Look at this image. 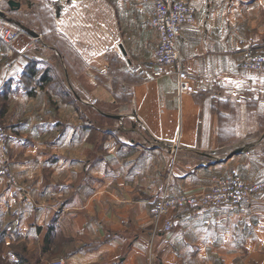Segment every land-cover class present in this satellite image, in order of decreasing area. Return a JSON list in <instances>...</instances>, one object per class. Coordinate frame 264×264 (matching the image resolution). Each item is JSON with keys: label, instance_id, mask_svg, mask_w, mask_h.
Segmentation results:
<instances>
[{"label": "crops", "instance_id": "1", "mask_svg": "<svg viewBox=\"0 0 264 264\" xmlns=\"http://www.w3.org/2000/svg\"><path fill=\"white\" fill-rule=\"evenodd\" d=\"M182 1L197 20L180 31L181 68L191 77L181 94L176 66L145 80L115 49L130 64L153 59L151 2L29 0L16 8L38 38L21 29L10 68L0 62L6 157L18 182L0 181V209H18L19 228L36 237L51 228L49 258L264 264V189L249 205L171 211L154 231L149 208L163 194H196L214 176L264 180V73L239 68L245 49L264 48V0ZM57 242L68 245L54 251Z\"/></svg>", "mask_w": 264, "mask_h": 264}, {"label": "built area", "instance_id": "2", "mask_svg": "<svg viewBox=\"0 0 264 264\" xmlns=\"http://www.w3.org/2000/svg\"><path fill=\"white\" fill-rule=\"evenodd\" d=\"M7 1V0H6ZM153 4L150 22L158 33V42L154 47L153 59L150 62H137L130 64L122 54L118 45L115 46L121 56L123 64L130 73H139L145 80L158 78L165 72L168 66H176L174 74L177 77V92L179 94L189 92L191 77L181 68L179 36L183 25H193L196 22V7L182 0H145ZM4 13V14H2ZM21 28L11 23L7 13L0 8V62L4 68H10L11 62L8 57L12 56V50ZM32 41L37 36H31ZM239 68L247 71L264 73V48H248L242 52ZM8 132L0 114V181L11 186L18 184L16 175L6 157L8 150ZM175 145L172 149L171 168L175 162L177 151ZM213 184L196 194L175 193L163 194L149 208L154 231L158 227L160 218L168 215L171 211L183 210L184 208H214L216 206L249 205L257 199L258 194L264 189V180L248 181L237 175L214 176ZM164 231H170L173 225L171 220L163 224ZM63 258L53 259L47 264H64Z\"/></svg>", "mask_w": 264, "mask_h": 264}, {"label": "rangeland", "instance_id": "3", "mask_svg": "<svg viewBox=\"0 0 264 264\" xmlns=\"http://www.w3.org/2000/svg\"><path fill=\"white\" fill-rule=\"evenodd\" d=\"M4 1L5 0H0V8L7 13L8 18L11 19V23L17 21L18 15L16 12L18 9L16 10L15 8V10H13L10 8L11 11H8ZM17 1L20 2V5L23 3L24 6L29 2V0ZM4 189V186H0V193L5 191ZM21 216V214L19 215L18 209L9 207L4 212L0 209V264H47L49 261L55 259L49 258L53 250L51 252L48 251L53 245V234L50 235L47 241H44V237L42 239L41 236L42 234L40 235L41 238L35 236V230L33 228L28 229L29 231L20 229L18 224L20 223ZM38 228L39 226L35 229ZM30 230H32V232H30ZM40 230L39 228L38 231ZM54 245V251L56 247L59 251H62L66 248L68 243L64 244L57 242L54 243Z\"/></svg>", "mask_w": 264, "mask_h": 264}, {"label": "water", "instance_id": "4", "mask_svg": "<svg viewBox=\"0 0 264 264\" xmlns=\"http://www.w3.org/2000/svg\"><path fill=\"white\" fill-rule=\"evenodd\" d=\"M7 3H8V5H9V7L11 8V9H14L15 10V8H19V6H20V2L19 1H17V0H8L7 1ZM2 14H4V13H2ZM7 18H8V16H7ZM8 20L9 21H11V19H9L8 18ZM13 23H16L22 30H24V31H26L29 35H32V36H36L37 34L30 28H27V27H25L22 23H20V22H18V21H13ZM240 152V150H237L236 152H234V153H239Z\"/></svg>", "mask_w": 264, "mask_h": 264}, {"label": "trees", "instance_id": "5", "mask_svg": "<svg viewBox=\"0 0 264 264\" xmlns=\"http://www.w3.org/2000/svg\"><path fill=\"white\" fill-rule=\"evenodd\" d=\"M3 3V2H2ZM4 3H5V5H6V9H8V11H11V9H10V7H9V5H8V3H7V1L5 0L4 1ZM14 10V9H13ZM35 73V70H34V68L33 69H31V73H30V75H32V74H34ZM47 75V72L45 71V72H43L42 73V75L40 76V78H39V80H41V81H44V80H46V78H45V76ZM2 112H1V105H0V114H1ZM2 117V116H1ZM50 230H49V232L44 236V241H47L49 238H50V235H51V232H52V229L51 228H49ZM49 246V245H48Z\"/></svg>", "mask_w": 264, "mask_h": 264}]
</instances>
